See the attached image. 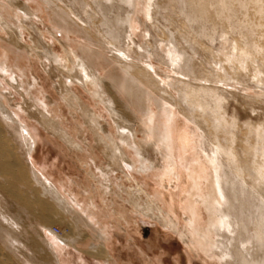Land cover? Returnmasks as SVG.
I'll use <instances>...</instances> for the list:
<instances>
[{
  "label": "bare ground",
  "instance_id": "obj_1",
  "mask_svg": "<svg viewBox=\"0 0 264 264\" xmlns=\"http://www.w3.org/2000/svg\"><path fill=\"white\" fill-rule=\"evenodd\" d=\"M18 1L0 0V33L8 36L4 39L18 50L25 49L30 56L45 59L49 73L62 69L60 98L83 118L96 147H101L111 161L126 160L131 166L134 161L125 148L133 149L135 157L141 159V150L154 149L163 161L158 177L161 183L177 181L180 167L183 168L187 183L179 209L185 216V230L191 242L187 247L214 264H264V120L241 124L227 111L237 88L242 87L243 92L250 89L248 81L256 92L243 99L264 103V0H69V4L65 0H39L51 24L50 43L34 39L32 46L21 43L22 29L26 30L22 19L29 16V8L20 6ZM164 5L170 8L169 26L173 33L158 31L155 25L160 19L156 10ZM248 7L251 13H246V17L242 11ZM41 9L38 7L33 15L37 16ZM183 9H190L187 21L183 19ZM137 26L144 27L145 41L142 39L143 45L134 49L132 37ZM234 30H244L248 39L251 37L250 43L239 44L235 39L237 32L232 37ZM55 32L63 34L64 42L57 40ZM70 36L102 43L113 54L108 59L91 43L76 47ZM52 40L61 45L62 56L53 52ZM213 43H217V49ZM134 51L147 60H157L175 77L155 80L150 61L135 66L130 56ZM108 60L116 64L122 76L106 71ZM8 61L7 55L0 59V79L14 74L13 68L22 73L19 65ZM100 71H105L104 77ZM103 80H108L107 90ZM76 83L90 94L96 106L108 112L116 133L105 134L96 110L82 104L72 92ZM228 86L231 90L226 89ZM113 91L124 96L125 105ZM6 96L0 93V264H50L65 249L62 239L51 237L50 219L58 207L67 210L64 204L68 200L40 172L32 168L26 173L15 159L8 130L21 145L33 144V139L9 109ZM31 107L37 109L30 112L31 118L69 147L74 145L43 103L35 102ZM129 113L136 116L143 134L137 144L131 142L132 131L126 127ZM177 116H182L193 129V136L181 142L176 137ZM81 130L78 127V132ZM140 164L143 172L153 167L142 160ZM91 177L102 195L119 196V186L107 169L101 168ZM136 191L147 193L142 184ZM134 193L130 197L132 203L139 199ZM44 195L61 202L54 204ZM89 200L91 207L92 199ZM150 200L153 204L143 211L176 218L171 198L167 210L160 207L166 203L158 193ZM69 204L73 209L75 205L86 222L95 227L92 210H82L74 200ZM182 242L186 244L185 240ZM94 247L91 245L87 252L107 258L103 249Z\"/></svg>",
  "mask_w": 264,
  "mask_h": 264
},
{
  "label": "rangeland",
  "instance_id": "obj_2",
  "mask_svg": "<svg viewBox=\"0 0 264 264\" xmlns=\"http://www.w3.org/2000/svg\"><path fill=\"white\" fill-rule=\"evenodd\" d=\"M18 2L20 6L25 4L29 8V16L22 19L26 28V30L22 29L21 43L23 46H32L34 39H41L43 44L50 43L49 30L51 24L41 2L39 0H19ZM65 2L69 4V0H65ZM167 5H164L166 11L168 10L167 12L163 11L165 10L162 8L163 6H161L162 10L160 8L156 10L157 18L160 19H157L155 24L156 28L158 27L157 30L163 31L165 34L173 33L172 28L169 26L170 19L168 15L170 8L168 9ZM38 7L42 9L36 14L37 16H34L33 12H36ZM189 10L183 9V19L185 21L189 19ZM248 10L250 12H247ZM117 12L123 13V11ZM246 13L247 15L251 13L250 8L242 11V15L245 14L247 17ZM94 26L99 30L97 25ZM137 28L135 36L132 37L134 49L137 46H142L145 41L143 38L145 34L144 27L137 26ZM91 30L95 32L93 27H91ZM243 31L234 30L233 34L231 33L233 38L237 35L235 39L242 46H244V43L249 44L251 40V37L248 39L245 31L244 36ZM42 34L45 36L44 39ZM55 36L59 42H64L62 39L63 34L55 32ZM152 36L154 38L157 37L155 33ZM0 37H3V39H0V59L3 55H7L9 58L8 62L10 64L16 63L22 71L20 73L13 68L14 74L10 73L6 76V79H0V93L5 96L8 95L6 100L10 105L9 109L14 112L20 123L27 128L33 139V144L31 142L30 144L21 145L19 141L14 139V133L8 130L7 138L12 146L14 157L23 171L29 173L34 168L68 200L64 204L67 210L58 207V212L56 211L55 214H52L50 219L48 228L50 229L51 237L62 239L65 242V249L58 253V260H54V262L52 260L50 264H207L208 262V264H214L205 258L203 254H197L187 247L191 242L189 234L185 230V216L179 209L183 197L182 193L187 183L183 168L180 167L181 173L178 174L179 179L177 181L161 183L158 177L161 170L160 165H162L163 161L161 156L156 154L154 149L150 147L141 150L142 159L135 157L133 149L125 148L128 157L134 161L133 166L126 160L122 163L111 161L101 147H96L94 135L89 129L84 127L83 118L72 111L61 100L58 87L63 80L62 69L49 73L48 69H45V66L49 67V63L45 59L30 56L25 49L18 50L4 39L8 36L6 37L2 33H0ZM80 37L70 36V39L74 41L71 44L78 47L80 43H91L94 49L99 50L108 59L113 54L104 49V44H99L83 36ZM156 40L159 41V38ZM58 41L52 40L53 52L62 56V47ZM212 47L217 49V43H213ZM139 52L141 51L139 50ZM139 52H130L133 63L135 66H143L150 61L156 72V77H153L155 80H159L164 76H174L169 69L161 65L157 60H147L144 55H141L142 52L141 54ZM195 59L199 62L197 57ZM105 69L114 76L115 74L123 75L111 60H108ZM100 75L104 77L105 71H100ZM14 79L18 81V87ZM103 82L107 90L106 86L110 87L108 80H103ZM247 83L250 87L248 91L243 92L241 91L242 87H239L236 92L234 91L235 100L229 99L228 114L230 116L235 115L241 124L249 121L261 123L264 120V103L243 99L245 96L254 95L256 92L252 83L250 81ZM29 85H32V88ZM226 89L231 90V87L228 86ZM72 92L77 95L82 104H86L96 110L100 116L98 122L106 130V135L108 134L109 136V132L116 133L114 132L116 131L115 126L108 112L102 106H96V102L83 87L76 83ZM113 94L116 95L118 101L125 105L126 101L123 95H118L114 91ZM35 102L37 104L43 103L51 115L56 116L57 122L68 132L69 138L74 141V145L76 147L78 145L77 148L74 145L69 147L57 136L46 130L37 120L29 116L31 111L37 110L31 107L32 103ZM152 110L156 111L155 106H152ZM128 115L130 121L128 125L126 124V127L132 131V134H129L132 135L131 142L134 141L137 144L142 140L143 134L140 126H138L136 116L133 113ZM78 127L82 128L81 132H78ZM107 127L113 128L111 130ZM175 129L176 137L180 142L187 136H193L192 126L182 116H177ZM123 133L126 132L124 131ZM29 148L32 149L30 153ZM137 159L139 162H137ZM141 160L142 162L146 161V164H152L153 167L148 172L141 171ZM101 168L107 169L110 177L119 186V196L108 193L102 195L101 191L97 189L96 181L91 176L98 174ZM141 184L149 196L146 194L142 195V193L139 194L136 191L138 185ZM133 193L136 198L139 197L135 203L130 201ZM155 193H158L162 202L166 203L160 205L166 210L167 203L171 198V205L176 218L172 216L167 218V215L164 217L163 213L157 214L155 211L152 214L149 213V215L143 211L148 204H153L150 199ZM44 197L54 204L58 203V201L61 202V200L53 199L47 195H44ZM89 198L92 199L91 207L89 206ZM72 200L82 210H92L91 212L95 214L96 219V222H94L95 227L86 222L83 215L78 213L79 210L75 205L74 209L71 207L69 203ZM203 219L205 221L204 214ZM180 235H182V238H180ZM183 240H185L186 244L182 242ZM91 245L95 246L94 249H103L107 258L87 252L92 249Z\"/></svg>",
  "mask_w": 264,
  "mask_h": 264
}]
</instances>
